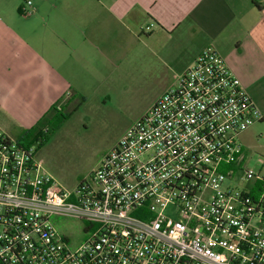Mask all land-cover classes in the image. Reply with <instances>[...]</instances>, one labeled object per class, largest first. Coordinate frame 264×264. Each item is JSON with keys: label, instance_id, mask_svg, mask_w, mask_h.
Here are the masks:
<instances>
[{"label": "built area", "instance_id": "2783aa9c", "mask_svg": "<svg viewBox=\"0 0 264 264\" xmlns=\"http://www.w3.org/2000/svg\"><path fill=\"white\" fill-rule=\"evenodd\" d=\"M261 118L208 46L70 191L37 157L43 135L0 128V264H264V160L240 140ZM60 218L88 235L72 243Z\"/></svg>", "mask_w": 264, "mask_h": 264}, {"label": "crops", "instance_id": "0c3cea01", "mask_svg": "<svg viewBox=\"0 0 264 264\" xmlns=\"http://www.w3.org/2000/svg\"><path fill=\"white\" fill-rule=\"evenodd\" d=\"M33 1L35 12L24 15V0H0V128L16 138L44 117L46 126L55 106L111 97L128 79L173 67L186 54L184 72L208 46L258 108L264 0Z\"/></svg>", "mask_w": 264, "mask_h": 264}, {"label": "rangeland", "instance_id": "374dc122", "mask_svg": "<svg viewBox=\"0 0 264 264\" xmlns=\"http://www.w3.org/2000/svg\"><path fill=\"white\" fill-rule=\"evenodd\" d=\"M188 59V55H180L173 67H158V71L132 77L116 86L111 97L91 98L82 104L38 149L47 173L68 191L88 178L132 123L177 81ZM75 104H60L57 110L68 114ZM257 106L264 116V94ZM240 140L250 154L248 164L259 168L258 159L264 160V118L256 120ZM56 225L62 233L70 234V241L75 244L88 235L83 220L60 218Z\"/></svg>", "mask_w": 264, "mask_h": 264}, {"label": "trees", "instance_id": "16d2710c", "mask_svg": "<svg viewBox=\"0 0 264 264\" xmlns=\"http://www.w3.org/2000/svg\"><path fill=\"white\" fill-rule=\"evenodd\" d=\"M21 12V9H20ZM22 13V12H21ZM83 102V98H81V100H79L73 107L72 111L68 112V114L62 113L59 110H57V106L53 107L51 111H53L54 113L52 114V116L47 117V132L43 133V127H45L44 122H45V117L41 120V122L39 123L37 129L35 131L31 130V131H26L23 136L20 138L21 140H25V141H29L30 138L38 136V135H43V142L40 145V147H42L47 140L49 139V137L55 132L57 126L59 124H61V122H63L65 119L69 118L73 112H75L82 104ZM264 118V116H263Z\"/></svg>", "mask_w": 264, "mask_h": 264}]
</instances>
